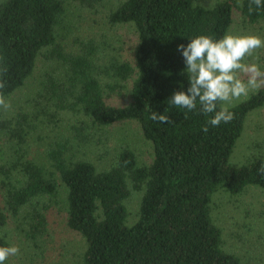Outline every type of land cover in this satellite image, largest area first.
Masks as SVG:
<instances>
[{
  "label": "trees",
  "instance_id": "obj_1",
  "mask_svg": "<svg viewBox=\"0 0 264 264\" xmlns=\"http://www.w3.org/2000/svg\"><path fill=\"white\" fill-rule=\"evenodd\" d=\"M85 1L102 4V0ZM235 4V0H218L212 6L199 0H116L108 20L135 26L134 64L114 60L100 67L92 40H81L78 52L71 54L58 45L57 56L66 64L61 78L68 83L69 106L98 125L138 121L154 149L152 161L141 164L134 150L123 147L112 165L99 169L75 154L77 135L68 136L61 129L48 150L52 161L46 167L26 158V151L18 157L24 181L12 193L11 206L18 209L35 199L57 198L61 180L68 226L86 243L81 264H239L238 256L223 248L211 201L220 186L234 194L250 185L264 188V176L257 172L263 157L254 156L238 166L230 163L248 113L264 105V87L235 105H218V110L232 111L235 119L209 126L207 133L202 126L210 115L196 110L185 119L186 110L168 101L174 92L189 87L178 45L186 46L200 35L224 37L234 20ZM68 8L69 0H0V54L8 66L2 77L7 83L0 93L6 98L25 85L46 48L56 49ZM242 10L249 20L264 19V8L249 12V0H242ZM102 72L121 80L134 76L128 103H108L100 85ZM165 110L172 123L149 119L151 112ZM13 130L5 127V132ZM130 185L144 190L133 225L127 224L125 204ZM34 215L43 224L44 214L35 211ZM0 246L10 245L0 236Z\"/></svg>",
  "mask_w": 264,
  "mask_h": 264
},
{
  "label": "rangeland",
  "instance_id": "obj_2",
  "mask_svg": "<svg viewBox=\"0 0 264 264\" xmlns=\"http://www.w3.org/2000/svg\"><path fill=\"white\" fill-rule=\"evenodd\" d=\"M69 0L68 14L57 33L56 49L46 48L38 58L34 73L25 85L7 100L11 108L0 110V236L9 245L20 248L19 255L10 256L5 264H81V252L86 243L82 235L67 223L64 205L65 192L35 199L15 209L11 206L12 193L24 181L22 161L18 157L26 151V158L45 167L51 158L48 150L54 146L57 131L77 135L74 152L78 157L93 161L99 169L112 165L123 147L134 150L141 164H149L154 156L153 144L147 140L136 120L116 121L108 125L94 124L90 117L73 110L72 98L66 94L67 82L61 78L66 64L57 56L58 48L68 54L78 52L81 40H92L97 49L95 62L104 68L114 60L135 63L138 33L132 23H111L108 15L116 0H102V4H89L85 0ZM218 0H199L212 6ZM233 23L227 34L256 35L264 39V19L253 21L242 10V0H235ZM59 45V46H58ZM248 64L255 63L264 70V48L245 57ZM242 78L243 75H242ZM100 85L108 103L123 105L129 102L134 76L121 80L102 72ZM249 92L225 106H232L250 97ZM15 130L5 132V127ZM0 132V133H1ZM254 156L264 158V105L250 111L242 135L238 138L230 163L238 166ZM125 204L127 224L138 219L144 190L130 185ZM47 205L44 209L42 207ZM212 216L220 227L223 248L239 258V264H264V188L250 185L240 193H232L220 186L212 195ZM42 212V224L34 213Z\"/></svg>",
  "mask_w": 264,
  "mask_h": 264
},
{
  "label": "clouds",
  "instance_id": "obj_3",
  "mask_svg": "<svg viewBox=\"0 0 264 264\" xmlns=\"http://www.w3.org/2000/svg\"><path fill=\"white\" fill-rule=\"evenodd\" d=\"M255 6V7H253ZM264 8V0H249V12ZM264 48V39L256 35L234 36L226 34L219 40L211 36L200 35L190 39L185 46L178 45L186 65L183 73L187 75L189 87L186 91L173 93L169 102L177 109H185L188 113L198 110L211 116L202 126L207 133L209 126L215 128L222 123L227 124L235 119V114L221 103L230 104L241 97H247L250 91L264 87V70L257 64H248L245 57L252 56L257 49ZM8 71L6 57L0 54V89L5 88L2 78ZM242 75L244 78H242ZM11 103L0 93V110L7 111ZM149 119L158 123H172L170 116L157 111L151 112ZM264 176V163L257 169ZM17 245L0 246V264L13 255H19Z\"/></svg>",
  "mask_w": 264,
  "mask_h": 264
}]
</instances>
